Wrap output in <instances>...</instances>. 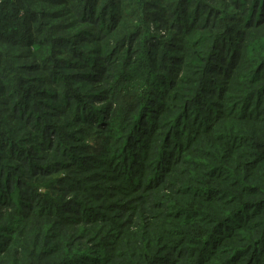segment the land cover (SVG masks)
Masks as SVG:
<instances>
[{
    "label": "rangeland",
    "instance_id": "374dc122",
    "mask_svg": "<svg viewBox=\"0 0 264 264\" xmlns=\"http://www.w3.org/2000/svg\"><path fill=\"white\" fill-rule=\"evenodd\" d=\"M150 1L159 4L155 0ZM140 2L142 1L140 0ZM173 2L174 0H166L161 3V9L149 8L148 10L153 14L148 28V33L152 35V40L148 49L152 50L151 53L153 56L162 55L163 50L166 48L163 42L167 43V47L172 46L176 49L178 48L177 50L172 48V54L176 53L183 56V52L179 51V47L186 44L192 46L194 40L200 39L197 38L201 35L197 30L186 35L185 32L178 33L177 29L174 28L173 25L177 23H175L176 14L173 11L174 8H172ZM219 2L220 0H189L186 4V9L179 15L180 23H188V25H190L189 21L195 18H197L196 23H205L206 16L208 17L211 7H217ZM262 4H264L263 0ZM49 8L51 11H55L57 6H49ZM197 8H200L199 16H195V9ZM262 8H264V5ZM244 9L245 7H242L239 11H243ZM19 18L17 19V24L24 23V18ZM162 18H167L166 23H160ZM75 19H78V17L73 13H69L66 17L53 20L54 23H65L67 26L76 24L75 27L71 29L65 28L61 34H57V37L66 35L65 39L67 42L64 43V46H60V53L62 54H68L64 53V51L70 47H74L73 39L77 34L76 32L83 27L79 23H74ZM237 19L245 20V15H239ZM26 23L33 22H30V20L27 22L26 20ZM133 23H137V20ZM236 27L239 28L242 26L236 24ZM211 33L212 32H209L203 35L210 36L212 35ZM262 34H264V32H262ZM187 38L191 39V41H183V39ZM262 38H264V35H262ZM139 41H141V39ZM140 43L142 45V42ZM211 43L212 41L201 44V50L199 46L195 47L196 52L194 55L206 61L208 55L212 53ZM226 44L230 49H235L236 51L239 45H243V43L238 40L237 35L232 33ZM78 46L81 45L78 44L77 47ZM91 46L92 45L89 43H84L82 45V47L86 49ZM239 52H241V50ZM46 53L49 57H56L53 58L54 60L51 62L47 63L49 67L54 70L42 74L38 71L29 72L20 69L21 75L27 79L28 84L24 87L20 86V88L16 87L14 84L9 86L6 90L7 93L4 95L6 102L0 107L1 112L6 115L11 109V101L13 99L11 93L16 92L17 94L23 95L20 97L22 101L19 104L18 110L20 117H17V119L0 118V190L3 191L1 196L5 197L8 195L11 197L12 205L20 201V199L29 201L35 211L39 209L41 211L44 210L45 214H50L49 216H41L42 218H39V216H36V213H30L28 218L24 220V222L28 223V231L31 232L34 225L37 224H42L43 226L51 225V223L55 224L56 230L54 232L57 233L58 239L62 242H69L65 249L71 253L83 252V255H95L94 257H101V255H104L106 257V255L120 249H122V252H124L123 250L131 252L137 247L146 249L143 245L135 244V242H138V236L142 231L147 232L148 236L146 238L150 239L153 244H156L159 238H161L162 240L159 245H171L177 242V246L179 247H191L192 249H196L199 245H189L185 243L189 242V237H193L199 241L203 238L205 232H202L197 225H202L204 228L209 229L207 231L209 232L213 227V222L209 221V218L220 217L223 213H231L238 205L236 202L224 204L215 200L208 201L202 196L195 194V189L203 188L206 185L217 186V182L223 189L231 194L235 193V191L240 188L239 186H232L229 182H220L217 180V177L208 175V167L200 165V163L205 164L211 161L206 155L197 152L196 149L206 150L211 147V149H213L216 142L218 148H214L217 149V155H221L225 151L242 153L241 151L255 150L251 147L248 148V150L242 147L236 150L230 147L226 143V140H220V142L217 141V138L214 140L211 133L212 131L215 134L225 132L234 136L238 134L233 128L241 126L242 128L250 129V145H252L251 142L259 144L264 141V137H261V130H263L262 127L264 122L250 121L247 117H245V119L239 118L238 114L240 111L237 110L240 108L239 106L235 110L236 112L224 115V117L214 125L213 130L209 131L208 129L205 132L202 128L198 127V130H202L204 135H201L191 146L184 148L187 142L182 143V147L184 148L182 151L183 154H180L181 156L178 158V162L170 158V160L164 164L165 167H168L167 169L172 170L166 173V179L163 178V183L161 179L149 180L155 172V162L164 146L166 135L171 134L173 131V128H170L168 123L179 110L178 107L175 105L167 107V103L170 104V101L161 96L158 101L162 100L166 104H162V111H158V115L151 119L158 123L159 126L155 132L149 135V139L146 141L147 145L144 148L146 153L145 156L134 157L131 153L130 157H128V153L124 156L121 154V150L126 145L128 138L131 141L134 140L135 136H130V132L133 128L134 117L141 109L140 103L144 101L143 99L146 97L147 85L128 86L126 88H124L126 85H123L117 91L109 86L116 80L115 78H111V83L106 84L102 88L109 90L106 93H101L102 95H107L109 100L101 102L99 97L92 98L91 96L93 95L92 88L95 85L92 81L93 74L89 72L87 67L68 68V66H64L63 64L60 65V61L58 60L60 59L59 56L55 52H51V48L45 51V55ZM15 54L16 51L14 52V55ZM18 54L19 57L23 58L22 52ZM41 54L42 51H39V55ZM124 56L125 54L122 53L117 63H119L120 59ZM67 57H70V54H68ZM21 58H19V60H14V62L17 64L27 63L25 62L27 60L22 61ZM98 60L101 61V58H98ZM70 61L74 63L73 59ZM189 61L193 62L192 60ZM232 62H234V56L230 57L228 50L220 49L215 61V63H217V69L211 74L213 79L212 83L219 84V87L222 83L227 85L226 81L230 78L229 84L231 88H229L228 95L234 96L235 98L222 100L224 104L222 110L224 112L231 110L230 106L235 101H237V105L240 103L238 102L239 93L243 88L240 78L235 77V74L229 77V75L225 73L227 70L224 69H229L230 67L227 65L234 66ZM102 63L105 70H108L110 74L113 75L114 73L110 71L114 67L112 63L107 61H102ZM193 65L196 67V71H201L204 62L201 63L200 66L196 64ZM174 66H178V64H174ZM238 69L239 70L235 73L241 71L242 68L240 67ZM57 71L63 75L71 74V77L75 78V82L71 80L70 83V88L73 89L75 95L74 98L69 100L71 105L70 108L72 110H74V108L77 110L79 109L83 117L87 119L85 120L86 122L77 123L78 121L74 119L76 117L74 116L75 113L63 106V88H61L60 97L56 95V98H51V93L55 91L57 83L60 82L64 85V79H60V76H58L55 81L52 80L54 84L53 82L48 84L38 78L41 77V75L49 78L52 76V73H56ZM158 71L157 77L165 76L166 73L164 69L158 68ZM179 74L180 77H189V73L185 71ZM79 75L83 76L85 80H80ZM194 77L200 78L201 76L196 72ZM169 79H174V77L170 75ZM67 80H70L69 77H67ZM163 83L164 80L159 82L160 85ZM263 86L264 79L259 80L253 85L254 88L258 87V91ZM27 87L32 88L34 92L39 91L40 94H29L26 90ZM209 87L215 90L211 85ZM160 92L161 91H159V93ZM178 92H184L183 88H180ZM42 93H48L49 96H43ZM83 93L88 94L87 101L82 99ZM208 97L210 98L207 100ZM204 99H206L207 102L220 103L216 95H205ZM129 102L132 103L131 105L134 109L128 110V113L125 114L124 111L127 109ZM171 102L174 104L182 103L179 98H175ZM22 103H24V106H22ZM77 103H83V105H78ZM149 105L152 106V104ZM152 109H154V105ZM207 110L208 107L201 110V116L198 115L201 120L216 115V112L209 113ZM195 112L196 108L194 106L190 109V115L184 122H190L192 121L191 119L194 120L196 118L194 115ZM122 117L125 118L122 119ZM7 121L8 123H5ZM98 121L101 124L98 125ZM37 126L47 129L46 132L48 134L46 139L39 135V131L36 129ZM146 126L147 124L145 123L144 128ZM137 127L139 131H141V128L139 126ZM61 128L64 132H62ZM183 132L184 130L181 131V136ZM139 133L140 132H137L138 139H140ZM143 139L145 140V138ZM175 139L176 137H173V146L175 145ZM172 149L174 151V147H172ZM138 150V148L133 150L136 151L134 155L139 154ZM258 150H260V148H258L257 151ZM131 160H135V162L131 163ZM136 161L143 163V167L139 168L140 171H143V176H135L133 175L134 172L131 171L132 169H138L137 165L139 164ZM246 161H248V159L243 160L240 155H235L228 163L229 170L233 173H241L240 175L249 172L253 179V177L256 176L258 168H261L264 162H260L253 170H250V166H241L239 168V166ZM222 162L221 157L215 158L214 163L222 164ZM78 164L86 165L88 169L80 172L81 168H78ZM201 166L206 168L203 169ZM212 166L214 167L216 165ZM32 170L33 172H31ZM43 172L46 174H43ZM158 172L164 175L161 170H158ZM231 172L230 175L232 174ZM6 173L8 183L6 182V177L2 176V174ZM55 179L58 182L50 188L43 186L33 190L26 186L28 183H33L37 187V185L42 182L44 183V181H46L45 183L47 184ZM135 179L140 180V185L134 183ZM252 179H243V181L247 184V187L254 185L258 187L254 186L255 190H252V194L245 196L243 199L247 201L263 199L264 196L261 191H259V185L261 184ZM79 181L81 188H78L79 186L77 183ZM142 183L143 186L141 188ZM29 190L35 192V194L32 192L29 193ZM36 193L45 196L50 195L51 197L49 198L51 200L45 202L44 198L38 196ZM225 198H227V195ZM14 206L17 205L14 204ZM262 207L259 208L261 209L259 213L254 212L258 211L256 209H247L225 226V230L230 232V237L222 235V238H217L214 241V246L212 245L211 248L216 250L214 254L216 263L227 256L233 255L229 257L230 262L234 264H245L244 260H242V256L236 257L235 251L239 248L245 249L251 247L247 245L260 238L264 229V206ZM179 209H181L182 213L185 212V214L174 215L173 211L176 212ZM195 211L200 215L196 216ZM190 213L194 216L187 218ZM51 214L54 215L51 216ZM58 215L63 219L66 217H69V219H60ZM95 216L99 217L93 218ZM6 220H10V218ZM57 220L62 221L56 224L55 221ZM195 222H197V224H195ZM236 225H242V228H237L235 227ZM9 226H11V224H9ZM170 229L173 231L172 234L168 232ZM60 253L65 255V252L60 251ZM163 255L170 257L165 260L164 264H167L171 261V258H175L176 252L167 248L166 253ZM128 256L124 254H115V258H117L120 264H126ZM249 256L250 255L246 256L244 259H248ZM134 259L140 262V264L148 263V261H144L145 259L140 256H136ZM75 262L77 264L78 260H75ZM178 264H186V260L182 259L180 261L179 259ZM247 264H264V256L258 255L257 252L256 255L251 256Z\"/></svg>",
    "mask_w": 264,
    "mask_h": 264
},
{
    "label": "trees",
    "instance_id": "16d2710c",
    "mask_svg": "<svg viewBox=\"0 0 264 264\" xmlns=\"http://www.w3.org/2000/svg\"><path fill=\"white\" fill-rule=\"evenodd\" d=\"M141 1L142 2H140V0H0V80H6L0 81V107L6 102L4 95L7 93L6 90L9 86L14 84L16 87L20 88V86L24 87L28 84L27 79L21 75V70L29 72L38 71L42 74L54 70L49 67L47 63L51 62L54 60L53 58L56 57H49L47 53L45 55V51H48L50 48L51 52H55L59 56L60 59L58 60L60 61V65L63 64L64 66H68V68L84 66L89 69V72L93 74L92 81L95 85L92 88L93 95L91 96L92 98L99 97L101 102L109 100L107 95H102L101 93H106L109 90L102 88L106 84L111 83V78H115L116 80L109 86L117 91L123 85H126L124 88L128 86L147 85L146 97H144V101L140 103L141 109L134 117L133 128L130 132V136H135L134 140L131 141L128 138L126 145L121 150V154L125 156V154L128 153V157H130L131 154H133L134 157L145 156L146 153L144 148L147 145L146 141L149 139V135L155 132L159 126L158 123L151 119L158 115V111H162V104H166L164 101L158 100L161 96L169 100L170 104L167 103V107L175 105L179 110L168 123V126L173 128V131L171 134L166 135L164 146L155 162V172L149 178V180L161 179L163 183V178L166 179V173L172 170L167 169L168 167H165L164 164L170 160V158H172L173 161H177L184 148L191 146L201 135H204L202 130L205 132L208 129L209 131L213 130L214 125L221 120L224 115L236 112L235 110L240 106V108L237 109L240 111L239 114L237 113L239 118L245 119V117H247L250 121L264 122V86L259 91L258 87H253L259 80L264 79V38H262V35H264L262 34V32H264V8H262V6L264 4H262V0H220L217 7L210 6L211 11L208 13V17L206 16L205 23H196L197 18H195L190 20V25H188V23H180L179 15L186 9V4L189 0H174L172 8H174L173 11L176 14L175 23H177L173 25L174 28L177 29L178 33L185 32L186 35L197 30L201 35L195 37L200 39H196L192 42L193 47L188 44L179 47V51L183 52V56L176 53L172 54V48L175 50L178 48L176 49L172 46L167 47L166 42H163L166 48L163 50L162 55L153 56L151 53L152 50L148 49L152 40V35L148 33V28L153 14L148 10L149 8L161 9V3L166 0H155L159 4L150 0ZM49 6H57V9L51 11ZM242 7H245V9L239 11ZM199 9L200 8L195 9V16L200 15ZM69 13H73L77 16L78 19H75L74 23H79L83 27L76 32L77 34L73 39L74 47H70L64 51V53L70 54V57H67L68 54L60 53V46H64V43L67 42L65 39L66 35L57 37V34H61L65 28L71 29L75 27L76 24L67 26L65 23H54L53 20L66 17ZM239 15H245V20H238L237 16ZM18 18H24V23L17 24ZM166 19L167 18H162L160 23H166ZM26 20L27 22L30 20V22L33 23H26ZM136 20L137 23H133ZM236 24L242 27L238 28ZM209 32H212V35H203ZM231 33L237 35L238 40L243 43L242 46H238L237 51L235 49H230L226 44ZM140 39L141 41H139ZM186 40L191 41L189 38L183 39V41ZM210 41H212V53L208 55L206 61L194 55L196 52L195 47H200L201 44ZM140 42H142V45ZM84 43H89L92 46L88 49L83 48L82 45ZM78 44L81 46L77 47ZM51 45L55 47L52 48ZM201 48L202 47H200V50ZM220 49H226L229 51L230 57L234 56V62H232L234 66L227 65L230 67L229 69H224L227 70L225 73L228 74L229 77L235 74L234 76L240 78L241 84L243 85L242 91L239 93L238 102L240 103L237 105V101H235L230 106L231 110L228 112L222 110V107H224L222 100L235 98L234 96L228 95L229 88H231L229 84L230 78L228 77L229 79L226 81L227 85L222 83L219 87V84L212 83L213 79L211 77V74L217 69V63H215V61ZM240 50L241 52H239ZM15 51L16 54L14 55ZM39 51H42L41 55H39ZM19 52H22L23 58L19 57ZM122 53H124L125 56L117 63ZM19 58H21L22 61L27 60L25 61L27 63H15L14 60H19ZM98 58H101V61H99ZM71 59L74 60V63L70 61ZM102 61L112 63L114 67L110 71L114 73L113 75L110 74L108 70H105ZM203 62L204 66L201 71H196V67L193 64L200 66ZM174 64H178V66H174ZM240 67L242 68L241 71L235 73ZM158 68L164 69L166 73L165 76L157 77L159 73ZM184 71L189 73V77H180L179 73ZM196 72L201 76L200 78L194 77ZM170 75H172L174 79H169ZM58 76H60V79H64L65 83L64 85L60 82L57 83L55 91L51 93V98H56V95L60 97V91L61 88H63V106L75 113L74 116L76 117L74 119L78 121L77 123L86 122L85 120L87 119L83 117L79 109L77 110L74 108V110H72L70 108L71 105L69 100L75 96L73 89L70 88L71 80L75 82V78L71 77V74L63 75L57 71L56 73H52V76L49 78L43 77V75L38 78L48 84L52 82L54 84ZM67 77H69L70 80H67ZM79 77L80 80H85L83 76L79 75ZM162 80H164V83L160 85L159 82ZM210 85L212 88H215V90L210 89ZM180 88H183L184 92H178ZM26 90L29 94H40L39 91L34 92L30 87H27ZM77 91L79 92L80 90ZM159 91L161 92L159 93ZM11 94L13 97L11 109L6 115L3 114L0 109V118L17 119V117H20L18 110L19 104L22 101L20 97L23 95L17 94L16 92ZM42 95L49 96L48 93H42ZM205 95H216L220 103L207 102L206 99H204ZM175 98H179L182 103H177L178 105L172 103L171 101ZM209 98L210 97H208L207 100ZM82 99L87 101L88 94L83 93ZM77 104L83 105V103ZM131 104V102L128 103V107L124 111L125 114L128 113V110L134 109ZM149 104H152V106L154 105V109H152V106ZM22 106H24V103H22ZM194 106L196 108L194 114L196 118L194 120L191 119L192 121L190 122H184L190 115V109ZM205 107H208L207 112H216V115L201 120L199 116H201V110ZM123 118L125 117H122V119ZM5 123H8V121ZM145 123L147 126L144 128ZM99 124L101 123L98 121V125ZM137 126L141 128V131H139ZM198 127L202 128V130H198ZM62 128L61 130L64 132L63 129L65 128ZM262 128L261 137H264V125ZM36 129L39 131V135L46 139L48 134L46 132L47 129L39 128L38 126ZM182 130H184V132L181 136ZM233 130L237 132L238 135L231 136V134L225 132L215 134L213 131L211 135L214 140L217 138L219 142L220 140H226V143L236 150H239L241 147L248 150V148L251 147L256 151H241L242 153L225 151L221 155H217V149L215 148L218 147L216 142L214 144L215 148L213 147V149H211L212 147L206 150L196 149L197 152L206 155L212 162H206L205 164L200 163V165L208 167V175L217 177V180L220 182H229L232 186L240 187L233 193L234 195L223 189L218 182L217 186L206 185L203 188L195 189V194L202 196L208 201L215 200L224 204L236 202L238 205L231 213H223L220 217L209 218L208 220L213 222V227L209 232H207L209 229L204 228L202 225H197L202 232H205L203 238L199 241L193 237H189V242L185 244H194L200 247L198 246L196 249H192L191 247H179L177 246V242L171 245H159L162 240L161 238H159L156 244H153L150 239L146 238L148 236L147 232L142 231L138 236V242H135V244L143 245L146 249L137 247L131 252L126 250L122 252V249H120L106 255V257L104 255H101V257L83 255V252L71 253L65 249L69 242H62L58 239L57 233L54 232L56 230L55 224L51 223V225L48 226L37 224L34 225L31 232L28 231V223L24 222V220L28 218L30 213H36V216H39V218H42L41 216H49L50 214H45L44 210L41 211L37 209V211H35L29 201H24L22 199L14 203L17 205L14 206V204L12 205L11 203V197L8 195L5 197L1 196L3 191L0 190V264H71L75 262V260H78L77 264H120L117 258H115V254L129 255L126 264H140V262L134 259L136 256L143 257L145 259L144 261H148L146 264H164L166 258H170L169 256L166 257L163 255L166 253L167 248L176 252L175 258H171V261L167 264H178L179 259L180 261L182 259L186 260V264H234L230 262L229 258L233 255L227 256L216 263L214 260L216 250L211 249L212 245L217 238H222V235L226 237L229 236L230 232L225 230V226H227L232 219L236 218L247 209H256L258 211L254 212L259 213L261 211L259 208L264 206V198L257 201H247L243 199L245 196L251 195L252 190H255V187L258 186L254 185L255 187H247L243 179L251 180V173L246 172L242 175H240L241 173H233L229 170L228 163L232 157L240 155L243 160L248 159V161L240 165L239 168L241 166H250V170L255 169L260 162H264V141L259 144L251 142L252 145H250L249 140L251 138V133L249 132V128H242L239 126L234 127ZM137 132H140V139H138ZM173 137H176L174 146L172 145ZM143 138H145V140ZM183 142H187L184 148L182 147ZM172 147H174V151ZM137 148L139 149V154L134 155L136 151L133 150ZM258 148H260V150L257 151ZM216 157L222 158V164L214 163ZM133 162H135V160H131V163ZM137 163L139 164L137 165L138 169H132L131 171L134 172L133 175L135 176H143V171L139 169L143 167V163ZM212 165L216 166L213 167ZM204 166H201V168L205 169L206 167ZM78 168H81L80 172L88 169V167L83 164H78ZM33 170L31 172H33ZM158 170H161L164 175L158 172ZM230 172L232 173L231 175ZM43 174L46 173L43 172ZM2 176L6 177L7 182V173L2 174ZM252 180L261 184L259 185V191H261L264 196V165L258 168L256 176H254ZM45 182L46 181L40 183L37 187L33 183H28L26 186L33 190L43 186L50 188L58 181L55 179L47 184ZM134 183L140 185V180L135 179ZM77 184L79 186L78 188H81L80 181ZM142 186L143 183L141 184V188ZM28 192L30 193L32 191L29 190ZM32 193L35 194V192ZM37 195L44 198L45 202L51 200L49 198L51 197L50 195ZM226 195L227 198H225ZM173 214H185V212L182 213L181 209H179L176 212L173 211ZM52 215L54 214H51V216ZM195 215L199 216L200 214L195 211ZM192 216L194 215L190 213L187 218ZM58 217L63 219L59 215ZM7 218H10V220L7 221ZM66 219H69V217L63 220ZM61 221L62 220H57L55 222L57 224ZM9 224H11V226H9ZM195 224H197V222H195ZM241 226L242 225H236L235 227L240 228ZM168 232L171 234L173 233L172 229L168 230ZM249 245L251 247L245 249L239 248L235 251L236 257L242 256V260H244L245 264H247L251 256L256 255L257 252L258 255L264 256V229L260 238L247 246ZM60 251L65 252V255L61 254ZM248 255H250L249 258L244 259ZM74 264H76V262Z\"/></svg>",
    "mask_w": 264,
    "mask_h": 264
}]
</instances>
